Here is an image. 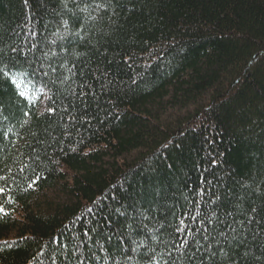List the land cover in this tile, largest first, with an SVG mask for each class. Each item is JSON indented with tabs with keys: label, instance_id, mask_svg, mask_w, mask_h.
<instances>
[{
	"label": "trees",
	"instance_id": "16d2710c",
	"mask_svg": "<svg viewBox=\"0 0 264 264\" xmlns=\"http://www.w3.org/2000/svg\"><path fill=\"white\" fill-rule=\"evenodd\" d=\"M0 264H264V0H0Z\"/></svg>",
	"mask_w": 264,
	"mask_h": 264
}]
</instances>
